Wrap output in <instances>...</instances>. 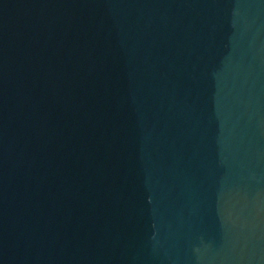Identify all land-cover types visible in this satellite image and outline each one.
Instances as JSON below:
<instances>
[{"label": "water", "instance_id": "obj_1", "mask_svg": "<svg viewBox=\"0 0 264 264\" xmlns=\"http://www.w3.org/2000/svg\"><path fill=\"white\" fill-rule=\"evenodd\" d=\"M0 264H264V0H0Z\"/></svg>", "mask_w": 264, "mask_h": 264}]
</instances>
